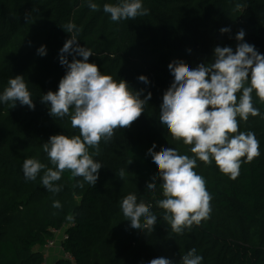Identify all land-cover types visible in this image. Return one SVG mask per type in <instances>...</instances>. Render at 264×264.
<instances>
[{
	"label": "trees",
	"instance_id": "trees-1",
	"mask_svg": "<svg viewBox=\"0 0 264 264\" xmlns=\"http://www.w3.org/2000/svg\"><path fill=\"white\" fill-rule=\"evenodd\" d=\"M94 2L97 11L87 0H0V92L10 78L22 75L36 105L33 110L19 102L15 108L11 102L0 104V264H45L39 248L54 242L57 233L66 256L54 264H148L159 257L178 262L191 248L204 257L203 264H264V103L255 94L253 103L261 115L239 121V131L255 132L261 154L242 163L236 179L223 174L215 161H197L194 169L212 196L209 219L182 235L172 232L156 205L163 198L159 186L155 194L146 191L159 175L147 155L153 145L157 153L174 147L194 155L191 146L174 140L159 122L163 94L173 83L168 65L210 63L215 46L235 51L240 30L246 33L245 42L264 54V0H144L148 15L119 22L103 11L105 3L116 0ZM68 22L78 31L66 32L62 26ZM223 27L231 31L222 34ZM71 35L92 51L89 62L103 74L143 90L142 98L148 92L152 96L130 127L116 129L109 142L101 141L98 152L89 149L103 164L95 186H76L82 178L65 170L57 182L62 190L52 193L39 176L25 180L22 165L35 157L54 167L43 144L52 135L79 134L69 117L51 116L41 98L57 91L66 74L59 56ZM42 45L47 55L38 54ZM140 75L150 83L140 81ZM129 193L152 205L158 216L152 230L131 229L119 207ZM56 200L62 208L52 207Z\"/></svg>",
	"mask_w": 264,
	"mask_h": 264
},
{
	"label": "clouds",
	"instance_id": "clouds-1",
	"mask_svg": "<svg viewBox=\"0 0 264 264\" xmlns=\"http://www.w3.org/2000/svg\"><path fill=\"white\" fill-rule=\"evenodd\" d=\"M87 3L91 10H99L94 0H87ZM103 11L110 14L113 22L133 20L150 12L144 0H116L105 3ZM62 27L68 33L78 31L71 22ZM230 31L229 27L220 29L222 34ZM245 35L244 30L236 33L239 43L235 51L230 46H215L210 63H201L195 68L177 61L168 65L173 83L163 94L159 122L174 140L191 146L189 150L194 155L180 154L174 147L157 153L153 145L147 155L159 175L146 185V191L155 194L159 186L163 198L158 199L156 205L163 210V221L177 234L182 235L186 229L190 231L193 225L199 226L212 212V196L206 181L194 170L198 167L197 161L205 165L215 161L223 174L236 179L242 163L251 162L261 154L255 132L239 131V121L246 122L250 116L261 115L260 109L254 106L253 94L264 103V54L245 42ZM37 52L47 55V46L42 45ZM68 55L73 56L71 61ZM90 56H93L92 51L71 35L59 56L66 74L57 91L50 90L41 97L42 102L49 105L51 116L69 117L71 127L78 128L79 134L52 135L43 144V151L54 167L35 157L26 158L22 165L25 180L35 181L39 176L42 185L52 193L62 190L57 182L65 170L70 171L72 178H82L77 180L76 186L83 188L84 182L95 186L103 164L93 158L89 149L95 148L98 152L101 141L109 142L116 129L130 127L145 111L152 96L148 92L142 98L143 90H134L126 80L117 81L103 74L95 63L89 62ZM138 79L150 83L146 75ZM9 102L13 108L19 102L35 109L24 76L10 78L0 92V104ZM119 176L123 179V169ZM157 179L161 183L157 184ZM52 207L60 209L62 204L56 200ZM119 207L132 230H152L157 224L158 216L152 211V205H146L143 200L138 202L135 193L126 195ZM203 260L196 248H191L178 262L159 257L148 264H203Z\"/></svg>",
	"mask_w": 264,
	"mask_h": 264
},
{
	"label": "rangeland",
	"instance_id": "rangeland-1",
	"mask_svg": "<svg viewBox=\"0 0 264 264\" xmlns=\"http://www.w3.org/2000/svg\"><path fill=\"white\" fill-rule=\"evenodd\" d=\"M58 238H59V233H57L56 237L54 238L55 241L53 247L39 248V250L45 252V256L47 260L45 264H53L55 259L66 256L62 250L61 241ZM52 248H56V249L50 251Z\"/></svg>",
	"mask_w": 264,
	"mask_h": 264
},
{
	"label": "built area",
	"instance_id": "built-area-1",
	"mask_svg": "<svg viewBox=\"0 0 264 264\" xmlns=\"http://www.w3.org/2000/svg\"><path fill=\"white\" fill-rule=\"evenodd\" d=\"M65 239H66V237H65ZM53 245H54V242H49L46 247H53Z\"/></svg>",
	"mask_w": 264,
	"mask_h": 264
},
{
	"label": "crops",
	"instance_id": "crops-1",
	"mask_svg": "<svg viewBox=\"0 0 264 264\" xmlns=\"http://www.w3.org/2000/svg\"><path fill=\"white\" fill-rule=\"evenodd\" d=\"M56 248H52L50 251H52V250H55ZM44 252V251H43ZM44 254H45V252H44ZM45 258H46V256H45ZM59 258H57V259H55L54 260V262H53V264L58 260ZM47 261V260H46Z\"/></svg>",
	"mask_w": 264,
	"mask_h": 264
}]
</instances>
